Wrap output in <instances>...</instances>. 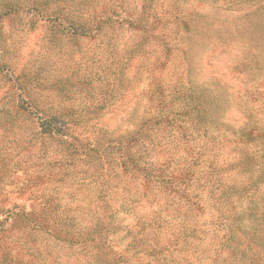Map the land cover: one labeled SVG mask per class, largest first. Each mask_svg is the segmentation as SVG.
Segmentation results:
<instances>
[{"label": "rangeland", "instance_id": "rangeland-1", "mask_svg": "<svg viewBox=\"0 0 264 264\" xmlns=\"http://www.w3.org/2000/svg\"><path fill=\"white\" fill-rule=\"evenodd\" d=\"M25 1L0 0V109L11 107L24 96L19 88L21 83L32 92V100L58 105L62 99L55 95L56 86L52 87L58 80V87L66 88L67 98H72L74 107L81 109L92 99L80 86L74 87V83L84 75L92 79L98 73L103 77L91 86L97 89H92L93 96L102 100L104 97L95 92H110L108 86L115 85L118 91L102 100L104 105L100 112L106 127L118 126L117 133H122L132 108L138 100L145 102L139 91L145 87L146 79L160 76L165 83L176 81L185 68L179 61V65L168 63L165 68L159 67L150 54V45L136 53L143 35L137 32L135 25L136 32H133L130 21L139 12L142 0H102L96 8V17L103 18L111 12L114 20L103 23L98 32L78 33L73 38L60 33L52 37L50 24L30 13ZM233 1L230 4L218 2L213 7L197 1L199 7L190 2L180 6L183 22L206 26L202 30L206 36L201 32L197 34V39L202 38L205 45L194 63V83H205L207 88L221 87L227 91L228 101L218 108L216 118L210 119L208 124L185 133L184 145L170 137L163 140L167 135L157 132H152V141L147 139L146 148H150L147 162H159L169 157V153H176L168 171L173 176L181 168L185 175L182 185L168 180L162 187L147 184L143 179L123 178L121 185L128 187L131 193L128 197L124 193L127 205L116 195V189L107 186L109 191L104 195L107 203L102 206L105 214L97 209L101 203L88 208L91 211L82 212L83 223L90 221L88 227L98 226L94 227L99 233L97 239L104 244L101 250L95 248L91 252L90 248L84 256L80 247L60 242L57 238L72 230L69 227L49 228L47 233L35 235H26L23 229L9 230L11 222L4 214L7 209L16 204L36 205L47 195L44 190L55 188L44 175H39L36 184H31L34 171L43 167L47 159L54 158L53 148H46L47 159L30 158L28 141L36 133L34 122L27 120L26 112L9 118L12 124L7 134L3 135L0 130V225L4 227L0 229V264H95L92 254L100 252L99 264H108L102 251L109 255L107 259H117L113 264H123V254L136 257L129 264L241 263L242 259L234 250L235 240L241 242L246 234L255 230L264 233V69L255 71L256 75L243 69L256 53L250 40L253 34L244 27L247 14L255 8V3H264V0ZM7 4L18 5L19 11L3 14ZM49 7L59 6L51 3ZM86 8L74 13L81 12L84 29L90 30L96 23L88 16L90 8ZM194 10L197 13L193 16ZM174 38L178 39L171 36ZM145 51L147 66L141 67L142 58L138 54ZM17 76L21 79L13 82ZM126 78H132L133 82L128 83ZM193 120L188 124L196 129ZM246 122L251 130L249 134L242 132ZM80 127L85 128L78 130L83 133L91 131L89 124L83 123ZM37 144L32 145V150L39 147ZM186 147L191 150L187 163L180 158V149ZM25 173L28 183L33 185L29 188L25 186ZM71 191H76L74 185L66 190L57 189L51 198L56 203L69 205L75 202L74 195H77ZM160 219L165 222L160 223ZM155 221H159V225L154 226ZM225 238L231 240L224 243ZM155 240L159 243L156 249ZM32 245L41 250V255L32 256ZM146 250L148 253H143ZM152 252L159 256H152Z\"/></svg>", "mask_w": 264, "mask_h": 264}, {"label": "trees", "instance_id": "trees-1", "mask_svg": "<svg viewBox=\"0 0 264 264\" xmlns=\"http://www.w3.org/2000/svg\"><path fill=\"white\" fill-rule=\"evenodd\" d=\"M101 1L26 0L25 5L30 13L36 14L40 19L50 24L52 37L60 33L73 38L78 33L98 32L101 30L103 23H110L114 20L111 12L103 18L96 17L95 11ZM195 1L207 3L213 7L218 2L230 4L233 0H142L139 12L136 17L131 19L130 25L133 32H136L133 28L135 25L137 26L135 28L137 32L143 35V41L138 43L136 53L141 48L145 49L150 45L152 50L150 54L155 57L154 63L159 67L165 68L168 63L179 65V62H182L185 68L176 81L173 79L171 82L165 83L160 76L158 78H156L157 76H151L146 79L145 87L142 86L139 91L140 96L145 98V102L142 104L138 100L135 107L132 108L129 117L125 120L126 127L122 133H117L118 128L116 127L118 126L106 127L100 112L104 105L102 100L116 93L118 89L114 84H111L108 86L109 89L111 88L110 92L107 90L105 92H102V90L95 92L103 96L104 99L101 100L100 97L95 99L92 92V89L95 88L91 86L103 77L97 72L98 76H92V79L84 75L83 79H77L74 83V87L80 86V90H83L84 94L88 97L91 96L92 99L89 105L81 109L74 107L72 98H67L68 91L66 88L58 87L59 80L52 86H56V89H54L55 95L62 99L58 105L48 104V101L39 103L32 100V92L27 89V86L22 83L19 85L22 91L21 94L24 95L23 99H19L11 107L0 109V130L3 131V135H6L11 128L10 124H12L9 122V118L19 115L20 112H26L25 117L29 122L30 120L34 122L36 127V133L28 141L30 147L28 146L29 151L27 154L30 158L35 157L44 160L45 157L46 159L49 158L46 155V148L48 147L53 148L54 154V158L51 157L52 160L47 159L48 161L43 167L34 171L35 175L32 177L31 184H36L40 178L39 175H44L46 179L53 182L55 188H49L48 191L44 190V192H48L47 195L36 205L31 204L27 207L16 204L7 209L4 214L7 220L11 222L9 230L23 229L26 231V235H35L38 232L47 233L49 228H56L57 230L60 227L72 228V230L69 229V231L64 232H67L66 235H62L57 239H60V242H70L71 245L80 247L85 256L90 248L91 252L95 248L101 250L104 244L98 240L99 233L97 234L95 230V227L98 226L94 224L88 227L90 221L83 223L80 215H84L82 212L96 206L98 203H101V205L97 206V209L100 210L101 214H105L102 206L107 203L104 199L105 191L108 190L107 186L116 189V195L121 198L123 204L127 205L129 202L125 197L130 196L131 193L128 187L121 185L123 178L128 180L143 179L147 184H160L162 187L166 185L168 180L182 185L185 180L183 170L180 168L173 176L168 171L170 164L175 161L176 153H169V157H165L159 162H147L146 159L150 154V148H146L147 139L152 141L154 139L152 132H157V134L167 135L163 140L170 137L184 145L186 144L184 134L191 132L190 130H198L204 123L208 124L210 119L216 118L215 112L218 108L221 109V105H226L228 101L227 91L221 87L207 88L205 83L202 85L194 83V77H196L194 63L205 45L202 38L197 39V34L201 32L203 36H206L207 33L202 31L206 26L202 27L198 24L183 22L184 14L180 6L190 2V5L195 4L193 6L199 7L200 4ZM51 3L59 7L51 8L49 7ZM68 4L69 7H66ZM255 5V8L247 14L248 21L244 26L253 34L250 40H252L251 46H254L256 53L250 56L249 64L246 63L243 69L253 75H256L255 71H260L261 68L264 69V3H255ZM72 6L74 9H71ZM84 7L90 8L88 16L94 18L96 23V27L90 30L84 29V25L80 21L81 12L79 15L74 13V10H83ZM8 11L9 13H16L19 11V7L15 4H7L6 11L3 14ZM194 13H197L196 10L192 12L193 16ZM193 19L195 18L193 17ZM224 20V23H227V19ZM171 36L178 37V39H171ZM151 43H154V45ZM139 56L142 58L141 67H145L144 62H146L148 53L145 51L138 54ZM35 77H33V81L36 80ZM20 79L17 76L13 82ZM126 80L128 83L133 82L132 78H126ZM67 82L71 83L69 80ZM88 85L90 86L88 87ZM101 89L103 88L101 87ZM200 110L202 113L199 112ZM191 119H195L193 121L196 124V129L192 127L193 125L188 124ZM122 121L124 120L121 119ZM83 123L87 126L89 124L91 131H85L86 133L78 131ZM244 125L245 128L241 131L251 133V130L247 128L249 122L244 123ZM81 129L85 128L82 127ZM37 143H39V147L35 151L32 150V145L36 146ZM176 146L180 147L177 144ZM189 151L191 152L188 147L180 149V158L186 163L189 158ZM111 153H114V155H111ZM195 154L199 157L198 153ZM24 163L26 161L23 162V165ZM26 177L27 173H25L24 181L25 186L29 188L33 185H30V182L28 183ZM67 178L69 179L67 180ZM65 182H70V184L67 186ZM71 185H74L76 190L71 191L72 194L77 193V195H74L75 202L62 205L51 198L57 189L66 190ZM119 190L120 195H118ZM227 190H230L229 186H227ZM87 193L89 197H87ZM124 193L126 194L125 197ZM181 195H183V192ZM88 210L91 211V209ZM158 222L155 221L152 224L157 226L159 225ZM162 222H165V220L160 221V223ZM3 228L0 225V229L3 230ZM229 240L231 239L225 238L224 243H228ZM157 245L159 243L155 240V249ZM31 248L35 253L31 252L32 256L41 255L39 248L34 247V245ZM234 250L238 257L242 259L240 264H264V233L255 230L252 234H246L245 239L241 242L235 240ZM148 251L146 250L143 253L146 254ZM102 254L106 255L105 260L108 261V264L117 261L114 257L107 259L109 255L104 251H102ZM156 255L159 256L158 253L152 252V256ZM101 256V252L96 255L92 254L95 264H99ZM134 258L136 257H129L124 254L121 257L123 264L131 263L130 260H134ZM156 261L159 262V258Z\"/></svg>", "mask_w": 264, "mask_h": 264}]
</instances>
